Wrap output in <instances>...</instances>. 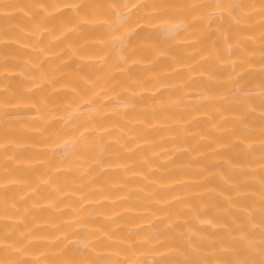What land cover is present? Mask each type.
<instances>
[{"label": "bare ground", "instance_id": "6f19581e", "mask_svg": "<svg viewBox=\"0 0 264 264\" xmlns=\"http://www.w3.org/2000/svg\"><path fill=\"white\" fill-rule=\"evenodd\" d=\"M0 264H264V0H0Z\"/></svg>", "mask_w": 264, "mask_h": 264}]
</instances>
